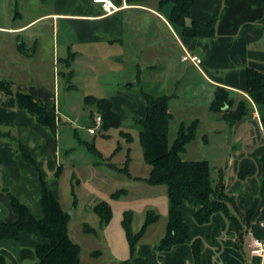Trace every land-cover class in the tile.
I'll list each match as a JSON object with an SVG mask.
<instances>
[{
    "label": "crops",
    "instance_id": "0c3cea01",
    "mask_svg": "<svg viewBox=\"0 0 264 264\" xmlns=\"http://www.w3.org/2000/svg\"><path fill=\"white\" fill-rule=\"evenodd\" d=\"M112 1L119 9L105 13L93 0H0V79L11 81L14 91L53 104L56 111L53 131L49 126L37 123L25 109L4 106L0 91V221L16 220L8 193L24 204L35 218L43 215L40 174L63 208L59 192L62 175L69 176V192L73 194V179L79 184L80 176L110 174L106 168L115 171L107 165L108 162L104 167L101 164L100 169L97 162H82L71 153L70 150L75 149L77 131L71 134L68 127L57 126L60 112L57 109L59 81L56 65L64 61L69 69L77 54L93 59L108 58L107 50L110 51L115 44L126 48L138 44L139 34L147 23L145 18L153 16L157 19L152 22L154 27L158 28V24L172 34L181 55L186 50L201 58L198 66L183 61L181 56L173 63L181 66L182 71L192 72L201 84L181 104L182 111L191 113L190 122L198 121L196 136L186 144L181 157L192 142L200 144L203 159L209 165L212 161L214 163V168L210 165V175L215 171V176L211 175L212 184L220 177L239 211L249 210L254 204V210L243 227L252 236L264 239V124L261 121L264 105L255 104L250 99L245 79L246 67L264 72V0H194L185 22L208 21L216 13L215 34L209 38H182L180 27L168 20L172 1L163 5L159 0H146L142 4ZM174 26L177 34L172 33ZM45 34L48 41H45ZM177 35L180 41H177ZM161 42H165L164 38ZM21 44L20 49L18 45ZM50 54L51 61L39 58ZM160 60L171 64L165 57ZM51 63L54 65L53 79L46 81L43 70ZM68 72L66 69L63 74ZM179 81L180 76L174 79V85ZM69 86L74 87L73 84ZM217 87L227 90L233 100L229 106L232 111L237 109L240 101H245V115L229 122L223 111L210 110ZM169 95L173 120L175 115L170 103L179 100V94ZM109 100L112 109L122 119L114 98ZM145 106L141 101L134 109L136 120L144 117ZM174 108L177 109L178 104L175 103ZM88 112L91 115L93 109ZM181 123L188 124L180 120L178 127ZM66 132L70 142L61 143ZM13 139L25 145L36 166L17 155ZM240 171L245 172L244 177H240ZM99 200L97 195L94 196L86 203L87 209L92 210ZM178 209L188 227V239L167 251H156L165 234L156 239L144 237L154 224L151 223L134 247L131 264H193L191 242L196 238L200 239V264H264V258L250 254L246 246L247 235L243 236L242 245H237L236 228L223 213L215 212L209 222L198 224L193 217L197 206L183 202ZM45 241V238L28 231H21L16 238H0L3 264H37L35 247Z\"/></svg>",
    "mask_w": 264,
    "mask_h": 264
},
{
    "label": "rangeland",
    "instance_id": "374dc122",
    "mask_svg": "<svg viewBox=\"0 0 264 264\" xmlns=\"http://www.w3.org/2000/svg\"><path fill=\"white\" fill-rule=\"evenodd\" d=\"M154 21H157L156 17H146L147 23L143 32L139 34L138 44L128 48L115 44L110 51L107 50L108 58L93 59L77 54L72 60L71 68L68 69L64 61H59L56 65L58 68L56 77L59 81L57 109L60 112L57 126L68 127L71 134L74 130L77 131L75 149H71V153L82 162H97L99 168L101 164L104 167L107 162L121 167L127 155L131 158L128 165L130 176L117 174L106 168L110 174L96 177L80 176L79 184L73 179L71 183L77 197L75 193L69 192L68 175H62L59 180L60 200L64 210L70 213L68 233L80 246L81 264H120L129 256L128 241L122 225L125 215L130 218V228L135 234L141 228L147 211H152L158 215V218L144 237L156 239L165 234L168 220L166 188L164 185H150L145 182L150 166L143 160L134 109L141 101L146 105L142 92L178 93L179 100L170 103L175 115L168 131L170 145L176 136L180 120L186 123L191 120V113L181 110L183 99L190 96L192 90L201 84L192 72L182 71L181 66L173 65L181 56L179 45L166 28L158 24V28L154 27L152 23ZM171 29L172 33L177 34L175 26ZM47 36L44 35L45 41H48ZM162 38L165 42H161ZM176 39L180 41L179 36ZM40 57L52 60L51 54ZM162 57L171 61V64L163 63L160 60ZM53 66L51 63L44 67L43 76L46 81L53 79ZM66 69L69 72L63 74ZM179 76L178 85H174V79ZM72 84L73 88L69 86ZM87 95L114 98L122 115L120 125L110 126L107 129L99 128L96 133L90 134L87 127L92 125L90 118L92 119L97 110L91 102L84 101ZM175 103L178 104L177 109L174 108ZM91 109L93 113L89 115L88 111ZM121 131L128 132L131 140L128 141L127 136L122 135ZM68 139L70 136L66 132L61 143L70 142ZM195 145L198 146L194 148ZM187 147V152L182 154L183 159L204 158L203 148L197 142H192ZM213 164V161L210 162L212 167ZM211 175L215 176V171H212ZM120 188L126 189V193L114 197L112 193ZM96 195L100 198L99 201L104 200L111 207V218L106 224H102L93 210H88L86 207V203ZM85 224L94 228L95 232H84ZM95 250L101 252L99 258L91 255Z\"/></svg>",
    "mask_w": 264,
    "mask_h": 264
},
{
    "label": "trees",
    "instance_id": "16d2710c",
    "mask_svg": "<svg viewBox=\"0 0 264 264\" xmlns=\"http://www.w3.org/2000/svg\"><path fill=\"white\" fill-rule=\"evenodd\" d=\"M127 1L132 4H142L146 0ZM167 1H172L168 20L172 25L180 27L182 38L214 36L216 13L208 21L193 20L188 24L185 19L190 15L194 0H159V4L163 5ZM22 46V44L18 45V48L21 49ZM245 79L246 92L250 99L255 104L264 105V72L246 67ZM0 91L3 93L4 106L25 109L36 118L37 123L47 125L55 131L56 111L53 104L42 102L28 93L14 91L11 81L7 79H0ZM142 96L146 102L145 115L142 119H137L136 123L139 127L138 137L143 149V160L150 166L145 182L150 185H164L168 200L166 233L155 250L167 251L175 244L183 243L188 239V227L178 209L183 202L197 206L193 217L198 224L209 222L211 215L215 212L223 213L235 226L237 245L240 247L243 236L248 231L244 229L243 223L250 218L254 204L249 210L239 211L233 197L225 191L221 178L219 177L216 183L212 184L210 165L207 160H185L181 157L186 144L196 136L198 124L196 119L188 124L181 123L176 137L169 145L168 131L173 118L169 108L171 95L142 92ZM85 101L95 104L102 119L100 128L107 129L110 126L120 125V116L112 109V103L108 98L87 95ZM232 101L225 88L217 87L209 107L213 111H223L225 119L233 122L245 115L246 109L245 101L242 100L237 104V109L232 111L229 109ZM224 106L228 107L226 111L223 109ZM261 121L264 124V117ZM121 134L127 136L128 141L131 140L128 132L121 131ZM13 140L17 155L36 166L34 158L25 145L17 139ZM130 159L127 155L121 167L111 162L107 165L121 174L130 176L128 171ZM239 175L244 177L245 172L240 171ZM40 185V203L43 211L40 218H35L24 204L13 194L8 193L9 203L16 214V220L14 222L0 221V238H16L21 231H28L46 239L35 247L37 264H80V246L70 238L68 233L70 213L61 207L59 200L46 185L41 174ZM123 193H126V189L120 188L112 195L118 197ZM92 210L102 224H106L111 218V207L104 200L96 203ZM157 218V214L147 211L141 228L134 234L130 228V218L127 215L124 216L122 225L128 241L129 257L120 264H131L135 245L147 226L154 223ZM83 230L87 233L95 232L94 228L86 224ZM191 252L193 264H200V239L196 238L191 242ZM100 254L99 250L91 252V255L96 257ZM0 264H3L1 257Z\"/></svg>",
    "mask_w": 264,
    "mask_h": 264
},
{
    "label": "built area",
    "instance_id": "2783aa9c",
    "mask_svg": "<svg viewBox=\"0 0 264 264\" xmlns=\"http://www.w3.org/2000/svg\"><path fill=\"white\" fill-rule=\"evenodd\" d=\"M93 2L98 3L105 13H111L119 9V7L112 0H93ZM181 59L183 61H189L195 66H198L201 63V58L198 55L190 53L186 50L181 55ZM101 122L102 119L100 114H94L92 116V125L87 127L88 132L90 134L96 133V131L101 127ZM246 235L248 236L246 246L250 254L264 258V239L252 236L249 231H247Z\"/></svg>",
    "mask_w": 264,
    "mask_h": 264
},
{
    "label": "water",
    "instance_id": "95a60500",
    "mask_svg": "<svg viewBox=\"0 0 264 264\" xmlns=\"http://www.w3.org/2000/svg\"><path fill=\"white\" fill-rule=\"evenodd\" d=\"M129 86H130V84H129ZM225 111L228 109V107L227 106H224V108H223Z\"/></svg>",
    "mask_w": 264,
    "mask_h": 264
}]
</instances>
